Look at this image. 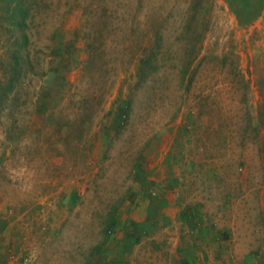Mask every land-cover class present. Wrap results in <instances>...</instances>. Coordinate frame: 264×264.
<instances>
[{"label":"rangeland","instance_id":"374dc122","mask_svg":"<svg viewBox=\"0 0 264 264\" xmlns=\"http://www.w3.org/2000/svg\"><path fill=\"white\" fill-rule=\"evenodd\" d=\"M28 6L0 264H264V0Z\"/></svg>","mask_w":264,"mask_h":264},{"label":"trees","instance_id":"16d2710c","mask_svg":"<svg viewBox=\"0 0 264 264\" xmlns=\"http://www.w3.org/2000/svg\"><path fill=\"white\" fill-rule=\"evenodd\" d=\"M28 3L29 0H0L2 13V18L0 19V42L5 44L7 54L13 61L10 90L13 87V80H17L21 75L24 65L29 66L32 62L31 56L27 53L31 40L25 33L27 28L25 17L30 11ZM3 33L5 36L9 34L3 37ZM183 216L186 217V215Z\"/></svg>","mask_w":264,"mask_h":264}]
</instances>
